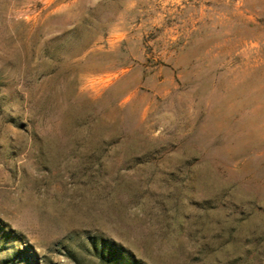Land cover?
I'll use <instances>...</instances> for the list:
<instances>
[{
	"label": "rangeland",
	"instance_id": "rangeland-1",
	"mask_svg": "<svg viewBox=\"0 0 264 264\" xmlns=\"http://www.w3.org/2000/svg\"><path fill=\"white\" fill-rule=\"evenodd\" d=\"M0 264H264V0H0Z\"/></svg>",
	"mask_w": 264,
	"mask_h": 264
}]
</instances>
